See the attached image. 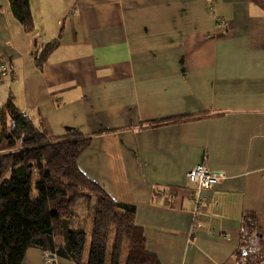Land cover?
<instances>
[{
  "label": "crops",
  "instance_id": "1",
  "mask_svg": "<svg viewBox=\"0 0 264 264\" xmlns=\"http://www.w3.org/2000/svg\"><path fill=\"white\" fill-rule=\"evenodd\" d=\"M29 7L31 34L0 0V108L12 97L50 137L92 136L79 170L135 207L161 264H238L248 211L264 243V0H221L212 10L206 0ZM59 34L39 69L35 52ZM174 117L186 120L151 125ZM201 162L223 178L203 192L200 228L190 235L187 174ZM47 255L29 248L22 264H47Z\"/></svg>",
  "mask_w": 264,
  "mask_h": 264
},
{
  "label": "trees",
  "instance_id": "2",
  "mask_svg": "<svg viewBox=\"0 0 264 264\" xmlns=\"http://www.w3.org/2000/svg\"><path fill=\"white\" fill-rule=\"evenodd\" d=\"M8 2L14 18L31 34L29 0ZM59 44L60 34L35 52L34 64L42 69ZM182 120L186 118L151 125ZM91 141L92 136L77 132L50 137L17 109L12 97L0 108V264H22L29 248L74 264H161L146 248L135 207L112 199L79 170L77 160ZM80 200L88 210L95 203L88 246L79 221L77 229H70ZM261 234L255 213H242L235 250L238 264L261 263Z\"/></svg>",
  "mask_w": 264,
  "mask_h": 264
},
{
  "label": "built area",
  "instance_id": "3",
  "mask_svg": "<svg viewBox=\"0 0 264 264\" xmlns=\"http://www.w3.org/2000/svg\"><path fill=\"white\" fill-rule=\"evenodd\" d=\"M208 3L209 10L214 9V7L220 3L221 0H206ZM217 28L222 31H226L228 27V22L221 18H216ZM0 71L5 72L6 66L0 65ZM222 175L213 171L208 170L205 162H201L195 165L188 171L187 182L192 185L191 189V201L193 203V209L191 211V226L190 235L194 234L198 228H200V219L202 210L204 209V191L212 190L219 180L222 179ZM47 264H51V260L45 258Z\"/></svg>",
  "mask_w": 264,
  "mask_h": 264
},
{
  "label": "rangeland",
  "instance_id": "4",
  "mask_svg": "<svg viewBox=\"0 0 264 264\" xmlns=\"http://www.w3.org/2000/svg\"><path fill=\"white\" fill-rule=\"evenodd\" d=\"M91 208H89L90 210L87 209V203L86 201L84 202L83 200H80L76 207L74 208L75 213H77V218H75L72 221V226L70 227L71 230H75L77 229L78 226H76V222H80V224H82L83 226L81 227L86 235V239H87V243L86 246H88V243L90 241V232H91V228H92V211H93V207L95 206V203L92 202L91 204ZM88 213L91 214L90 216H88ZM77 220V221H76ZM88 249V248H87ZM86 249V252H87Z\"/></svg>",
  "mask_w": 264,
  "mask_h": 264
},
{
  "label": "water",
  "instance_id": "5",
  "mask_svg": "<svg viewBox=\"0 0 264 264\" xmlns=\"http://www.w3.org/2000/svg\"><path fill=\"white\" fill-rule=\"evenodd\" d=\"M47 257H48L50 260H52L53 262H55V261L53 260L54 255L48 254Z\"/></svg>",
  "mask_w": 264,
  "mask_h": 264
}]
</instances>
